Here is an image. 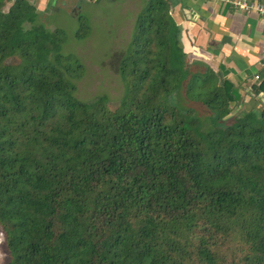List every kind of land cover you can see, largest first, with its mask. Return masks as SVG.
<instances>
[{"label": "trees", "instance_id": "1", "mask_svg": "<svg viewBox=\"0 0 264 264\" xmlns=\"http://www.w3.org/2000/svg\"><path fill=\"white\" fill-rule=\"evenodd\" d=\"M146 1L111 108L76 95L84 65L33 0H0L6 264H264V104L233 114L236 84Z\"/></svg>", "mask_w": 264, "mask_h": 264}, {"label": "rangeland", "instance_id": "2", "mask_svg": "<svg viewBox=\"0 0 264 264\" xmlns=\"http://www.w3.org/2000/svg\"><path fill=\"white\" fill-rule=\"evenodd\" d=\"M146 2L53 0L50 5L38 4L37 23L50 30H62L66 35L62 52L75 55L84 65L83 75L77 81L79 98L91 100L105 95L111 108L118 106L124 93V82L117 65L129 46L135 16ZM80 29L86 30L82 36L77 34ZM8 258L0 227V264H6Z\"/></svg>", "mask_w": 264, "mask_h": 264}, {"label": "crops", "instance_id": "3", "mask_svg": "<svg viewBox=\"0 0 264 264\" xmlns=\"http://www.w3.org/2000/svg\"><path fill=\"white\" fill-rule=\"evenodd\" d=\"M52 1L33 0L36 6ZM168 1L184 50L236 84L234 111L256 104L257 99L264 104V91L256 97L247 95L250 86L264 78V19L219 0ZM256 74L262 79L256 80Z\"/></svg>", "mask_w": 264, "mask_h": 264}, {"label": "built area", "instance_id": "4", "mask_svg": "<svg viewBox=\"0 0 264 264\" xmlns=\"http://www.w3.org/2000/svg\"><path fill=\"white\" fill-rule=\"evenodd\" d=\"M234 9L248 12H256L261 18L264 19V0H219ZM256 80L262 79V76L256 74Z\"/></svg>", "mask_w": 264, "mask_h": 264}]
</instances>
